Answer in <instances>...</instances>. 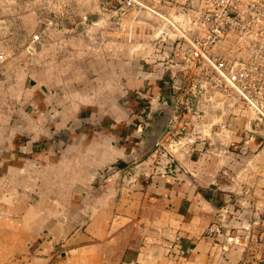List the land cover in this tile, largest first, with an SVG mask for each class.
I'll list each match as a JSON object with an SVG mask.
<instances>
[{
    "label": "crops",
    "instance_id": "crops-1",
    "mask_svg": "<svg viewBox=\"0 0 264 264\" xmlns=\"http://www.w3.org/2000/svg\"><path fill=\"white\" fill-rule=\"evenodd\" d=\"M62 8L28 60L45 87L30 73L0 115L17 126L0 135V264H264V120L213 92L169 29ZM175 113L188 132L160 155Z\"/></svg>",
    "mask_w": 264,
    "mask_h": 264
},
{
    "label": "built area",
    "instance_id": "built-area-1",
    "mask_svg": "<svg viewBox=\"0 0 264 264\" xmlns=\"http://www.w3.org/2000/svg\"><path fill=\"white\" fill-rule=\"evenodd\" d=\"M62 4L63 0H43L37 15L42 26L62 27L67 17ZM99 4L102 14L119 25L127 16L136 20L147 15L162 21V30L173 28L180 55L193 63L213 92L243 102L264 120V0H99ZM31 40L40 41L41 34H33ZM188 124L178 113L172 115L166 130L168 148L158 143L163 149L158 154L177 151ZM221 228L214 224L207 233L220 234Z\"/></svg>",
    "mask_w": 264,
    "mask_h": 264
},
{
    "label": "rangeland",
    "instance_id": "rangeland-1",
    "mask_svg": "<svg viewBox=\"0 0 264 264\" xmlns=\"http://www.w3.org/2000/svg\"><path fill=\"white\" fill-rule=\"evenodd\" d=\"M42 2L43 0H0V52L2 53V58H0V67L2 66V68H0V115L2 113L5 115L12 114L11 108H8L12 106L13 100V91L11 86L19 85L18 87L23 88V85L30 73L35 76L38 84H41L43 88L45 87V81L47 78L43 76L42 71L39 69L35 71L34 68L38 62L40 63L38 56V54L42 52L41 45L39 44L40 41L32 42L31 37L35 33L41 34V40L45 34L48 37L51 35L53 37V32H57L55 29L59 30L61 27L45 28L42 26V28H40L41 26L39 24L40 27L37 26V29L33 30V28H30V24L32 22L30 18L23 16V14L28 13L27 8L30 4L31 6L38 8L36 10H40ZM179 3L183 2L180 1ZM21 10L23 11L22 14L20 12ZM171 15L174 16L175 14L172 13ZM173 18L175 20L179 19L177 16H174ZM107 19L110 20L109 18ZM138 20L149 21L154 25V27L160 26L161 28H164V24L158 18L144 15L142 17H137L135 21ZM166 28L169 29L171 33L173 32V28H168L167 26ZM35 55L37 57V61H34L35 65H33L30 70V62L28 60L30 57L33 58ZM18 66V76L17 72H15L14 77H12V74L9 73L10 70L17 68ZM2 71H4V73H2ZM53 79L56 80V84H61L60 77ZM70 80L73 81L75 78H64L63 85H59V88L62 87L65 92L57 89L60 90L61 93H56V95H59V97L64 96L66 99L69 97L72 98V96L76 95V93L66 92L68 91V87L72 85ZM73 84H75V82H73ZM54 86L56 88L55 84ZM225 97L221 96V99L219 98L218 101H227V98ZM229 100H231V98ZM249 109L256 115L252 108ZM16 127L17 126H14L13 124L0 126V135L5 134V137H8L12 134L14 128Z\"/></svg>",
    "mask_w": 264,
    "mask_h": 264
}]
</instances>
